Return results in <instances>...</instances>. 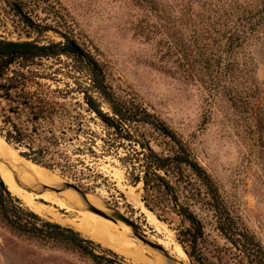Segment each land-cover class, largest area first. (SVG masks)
<instances>
[{
  "label": "trees",
  "instance_id": "16d2710c",
  "mask_svg": "<svg viewBox=\"0 0 264 264\" xmlns=\"http://www.w3.org/2000/svg\"><path fill=\"white\" fill-rule=\"evenodd\" d=\"M2 1L30 35L52 33L61 39L0 40V139L5 147L26 162L72 177L85 166L81 157L97 155L92 149L99 140L103 153L122 152L118 159L132 183L141 186V202L158 221L175 224L177 242L192 264H216L200 246L206 237L203 214L214 222L236 264H264V246L231 211L188 142L138 96L116 94L106 66L77 42L71 17L59 1L13 0L18 9ZM135 4L143 11L133 32L151 45L150 66L201 88L209 100L224 98L249 121L243 118L249 135L246 162L264 158V93L253 68L238 59L264 31V0H224L222 7L200 0ZM61 57L76 61L74 74L87 73L89 88L79 82L75 88H59ZM86 117L98 123L103 135L89 129ZM28 209L0 179L2 230L89 264H126L77 230L45 221Z\"/></svg>",
  "mask_w": 264,
  "mask_h": 264
},
{
  "label": "rangeland",
  "instance_id": "374dc122",
  "mask_svg": "<svg viewBox=\"0 0 264 264\" xmlns=\"http://www.w3.org/2000/svg\"><path fill=\"white\" fill-rule=\"evenodd\" d=\"M7 1L10 3L12 0ZM57 1L71 17L77 42L84 44L106 66L109 82L116 94L119 96L126 93L135 94L150 111L188 142L194 157L215 181L231 211L264 246V158L256 162H246L249 135L243 118L249 123L248 119L245 116L241 117V114H236L224 98L209 100L208 95L201 88L170 78L150 66L151 45L136 38L133 32V25L143 11L142 8L137 7L135 0ZM159 1L171 5L175 0ZM177 1L180 5L181 0ZM200 1L217 4L220 7L224 4V0ZM179 5L176 11L180 9ZM0 40L38 41L39 43L61 41L52 33L41 37L30 35L2 0H0ZM238 59L241 63L253 68L255 80L264 93V31L244 47ZM61 63L62 76L59 78H62L63 82L60 83L59 88H65V85L75 88L77 82L83 88H89L90 81L87 73L74 74L77 66L75 60L61 57ZM103 109L107 111L105 107ZM86 119L91 131L103 135L98 123L89 121V117ZM100 145L101 142L97 140L96 146L92 149L97 154L95 157H81L85 166L78 167L72 177L62 175L58 170H45L18 159L16 153L11 151L12 149H6L16 157L14 159L16 163L25 164L46 173L54 178L55 184L69 183L78 187L86 193L84 199L88 203L94 204L91 200L99 201L101 205L117 210L135 223L147 236L150 234L165 242L166 249L161 247L169 255L176 245L181 248L177 242L175 224L168 225L158 221L141 202V186L132 183L128 170L118 159L123 157L122 152L103 153ZM73 148H69L70 152ZM17 154L19 155L18 152ZM8 172L9 169H1L2 181ZM67 191L80 196L72 190ZM136 196L142 204L133 202L132 198ZM18 199L22 201L25 208L33 212L22 199ZM37 203L44 204V202ZM45 206L50 207L48 204ZM60 214L69 219L66 214L62 212ZM38 216L45 221L57 224L49 215ZM202 217L206 237L200 246L205 255L210 259L213 257L216 264H236L226 252L228 245L215 231L214 222L207 215L203 214ZM148 220L158 222L161 225L160 230L154 231ZM59 225L77 230L69 223ZM81 236L96 240L83 234ZM130 236L135 242L143 243L131 234ZM95 242L102 250L115 253L102 246L98 240ZM143 244L150 249L147 244ZM97 252L99 253L100 250ZM195 253L197 255V252ZM117 255L126 264H134L130 258L121 254ZM170 256L175 259L172 255ZM187 260L192 264L188 257ZM0 264L89 263L70 254L41 249L32 243L11 236L0 228Z\"/></svg>",
  "mask_w": 264,
  "mask_h": 264
},
{
  "label": "bare ground",
  "instance_id": "6f19581e",
  "mask_svg": "<svg viewBox=\"0 0 264 264\" xmlns=\"http://www.w3.org/2000/svg\"><path fill=\"white\" fill-rule=\"evenodd\" d=\"M5 145L6 144L0 139V161L2 160L0 168L9 169L3 183L11 194L22 199L32 208L35 214L49 215L57 224H72L80 234L98 240L102 246L113 250L117 254L130 258L134 264H168L166 259L151 247L149 249L142 242H135L130 234L134 237H136V235L129 226H126L118 220L104 219L103 217L86 210L87 206H91L103 213H109L107 205H101L99 201H93L89 198V200L94 203L90 204L78 195H74L67 190L62 191V185L55 184L53 177H49L46 173L40 170H35L25 164L16 163L17 161H14L16 157L6 149ZM19 159L21 158L19 157ZM42 187L52 190H45L44 192L39 193ZM26 189H29L32 192H29ZM132 200L135 203L142 204L138 196L132 198ZM37 202H44V204ZM45 204L50 205V207L45 206ZM60 212L69 216V219L61 215ZM70 217L73 218L70 219ZM151 220L153 219L151 218ZM151 220H148L149 225L151 224L154 231L158 232L161 225L158 224V222H153ZM136 233L143 235L145 240L154 242L166 249V243L162 240L157 239L150 234L147 236L141 229L139 233ZM170 255H172L179 264H188L187 256L179 246L176 245L173 252H170Z\"/></svg>",
  "mask_w": 264,
  "mask_h": 264
},
{
  "label": "water",
  "instance_id": "95a60500",
  "mask_svg": "<svg viewBox=\"0 0 264 264\" xmlns=\"http://www.w3.org/2000/svg\"><path fill=\"white\" fill-rule=\"evenodd\" d=\"M10 4H11V6L13 8L18 9L17 4H15V2L13 0L10 1ZM0 163H2V161H0ZM36 166H38V165H36ZM39 167H41V166H39ZM41 168H43V167H41ZM43 169H45V168H43ZM61 185H62V189H61L62 191L63 190H72V191L76 192L77 194H79L82 198H84V195L86 194L85 192H83L78 187H76L74 185H71L69 183H62ZM26 190H28L29 192H32L29 189H26ZM45 190H52V189H49V188H46V187H42V189H41V191L39 193H42ZM61 190H53V191H61ZM107 209L109 210V213L108 214L103 213V212H101V211H99V210H97V209H95V208H93L91 206H87L86 207V210L87 211H89L91 213H94V214H96L98 216H101L104 219L121 221L123 224H125L126 226H129L133 230L134 234L136 235V237L138 239H140L141 241H143V243L147 244L149 247H151L157 253L161 254L166 259V261H167L168 264H179L160 245H158V244H156L154 242H150V241L145 240L144 239V236L139 233L140 228L135 223H133L131 220H129L128 218H126L125 216H123L122 214H120L117 210H115L113 208H108V207H107ZM136 232H138L139 234H137ZM188 264H191V263L188 262Z\"/></svg>",
  "mask_w": 264,
  "mask_h": 264
}]
</instances>
